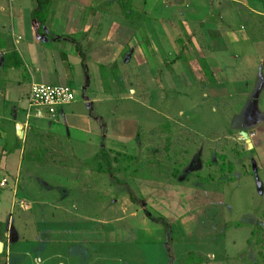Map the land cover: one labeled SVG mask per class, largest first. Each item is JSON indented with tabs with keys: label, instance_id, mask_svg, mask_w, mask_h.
<instances>
[{
	"label": "rangeland",
	"instance_id": "rangeland-1",
	"mask_svg": "<svg viewBox=\"0 0 264 264\" xmlns=\"http://www.w3.org/2000/svg\"><path fill=\"white\" fill-rule=\"evenodd\" d=\"M133 79L127 87H146L155 98L147 91L139 104L125 99L115 123L108 119L98 133L117 143L112 158H131L118 157L112 175L93 170L96 140L86 148L63 129L50 134L41 126L29 135L27 146L51 157L19 165L20 150L10 152L16 163L7 173L20 175L18 201L25 205L11 210L6 189L0 227L28 240L14 248L29 254L19 264H59L53 255L67 256L72 247L75 264H183L189 255L201 264H264V137L263 146L253 140L248 148L236 115L243 100L214 101L200 85L180 80L166 91L165 84L150 86L149 77ZM56 138L63 143L53 150ZM63 145L66 156L57 158ZM252 228L260 243L248 246Z\"/></svg>",
	"mask_w": 264,
	"mask_h": 264
},
{
	"label": "crops",
	"instance_id": "crops-1",
	"mask_svg": "<svg viewBox=\"0 0 264 264\" xmlns=\"http://www.w3.org/2000/svg\"><path fill=\"white\" fill-rule=\"evenodd\" d=\"M2 1L0 172L8 175L0 177V214L6 189L12 192L11 210L18 202L21 208L25 205L18 201L20 175L7 173L16 163L12 158L16 154L10 152L20 150L19 165L50 156L40 153L39 146H27L36 127H46L50 134L63 129L67 140L86 148L96 140L97 150H116L113 138L101 141L98 133L108 119L115 123L125 99L138 103L142 93H154L146 87L137 90L132 83L127 87L125 80L131 76L133 81L149 77L150 86L165 88L176 87L178 80L185 86L198 84L203 96L214 101L243 100L236 114L239 129L249 135V141L244 138L249 149L253 140L263 146L264 0H51L41 32L32 17L36 0ZM34 83L68 86L75 101L55 113L29 109ZM121 93L126 97L122 99ZM12 130L16 144L8 145ZM54 142L53 150L56 143H63L59 138ZM64 148H57V158L66 156ZM1 230L0 264L2 259L4 264L21 263L29 254H14V248L28 240L8 228L6 233ZM76 252L72 247L67 256L52 258L61 259L59 264H75Z\"/></svg>",
	"mask_w": 264,
	"mask_h": 264
},
{
	"label": "trees",
	"instance_id": "trees-1",
	"mask_svg": "<svg viewBox=\"0 0 264 264\" xmlns=\"http://www.w3.org/2000/svg\"><path fill=\"white\" fill-rule=\"evenodd\" d=\"M37 1V9H35L32 12V17L35 21L39 23V32L43 29L46 18H47V13L51 4V0H36ZM206 71H209L207 67H204ZM253 150H251L252 152ZM121 154H115L114 158H112L110 152L107 150H101L99 154H97L94 158L97 160L96 166L94 167V171L100 174H105V175H112L115 172V168L113 167V163L119 164L120 165V160L118 157H120ZM125 161H129L131 158L128 156H121ZM225 165V164H224ZM130 166H127L125 168V171L128 170ZM225 167V166H223ZM229 168L231 170L234 169L233 165H229ZM117 170H121V168L118 167ZM230 182H234V178L230 180ZM236 227L240 226L239 224L234 225ZM260 230V229H259ZM259 234L257 232V228H252L251 231V237L248 239L247 244L248 246H252V244H259L260 239H259ZM256 239V240H255ZM254 242V243H253ZM263 253H264V247H263ZM191 256V255H189ZM188 258L185 260L184 264H199L202 262V260L197 259V261H192L191 258Z\"/></svg>",
	"mask_w": 264,
	"mask_h": 264
},
{
	"label": "built area",
	"instance_id": "built-area-1",
	"mask_svg": "<svg viewBox=\"0 0 264 264\" xmlns=\"http://www.w3.org/2000/svg\"><path fill=\"white\" fill-rule=\"evenodd\" d=\"M75 101L74 91L64 85H49L34 83L31 87L28 106L29 109L46 108L51 113L62 105ZM6 182H2L4 186Z\"/></svg>",
	"mask_w": 264,
	"mask_h": 264
},
{
	"label": "water",
	"instance_id": "water-1",
	"mask_svg": "<svg viewBox=\"0 0 264 264\" xmlns=\"http://www.w3.org/2000/svg\"><path fill=\"white\" fill-rule=\"evenodd\" d=\"M243 136H244V138L247 140V141H249V135L248 134H246V133H243ZM249 146H250V149H252V144L251 143H249ZM0 246H1V244H0Z\"/></svg>",
	"mask_w": 264,
	"mask_h": 264
}]
</instances>
